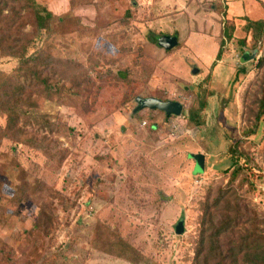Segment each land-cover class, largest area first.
<instances>
[{"label": "rangeland", "instance_id": "374dc122", "mask_svg": "<svg viewBox=\"0 0 264 264\" xmlns=\"http://www.w3.org/2000/svg\"><path fill=\"white\" fill-rule=\"evenodd\" d=\"M36 1L66 17L51 34L38 36L25 0H4L0 13V89L10 76L18 86L23 49L46 81L33 78L25 94L22 137L3 139L0 112V264H197L206 209L230 184L225 155L238 141L255 163V191L242 178L233 187L264 214V117L245 134L264 98V35L248 29L264 21V0ZM163 36L179 46L159 47ZM139 97L183 113L135 114ZM116 235L122 257L102 250L118 246L107 242ZM238 238H221L222 250Z\"/></svg>", "mask_w": 264, "mask_h": 264}, {"label": "trees", "instance_id": "16d2710c", "mask_svg": "<svg viewBox=\"0 0 264 264\" xmlns=\"http://www.w3.org/2000/svg\"><path fill=\"white\" fill-rule=\"evenodd\" d=\"M27 7L23 8L24 12L34 13L35 21L38 26V36L51 34L58 25L66 21V17L55 16L43 3L36 0H25ZM6 4L4 0H0L1 6ZM248 29L252 30L256 39H260L264 35V21H249ZM225 45V40H222L221 49L217 55V61L222 57V48ZM3 47L0 45V50ZM22 53L16 52L15 58L19 62L17 72H22L19 76L17 87H11L13 76L3 78V89H0V97L3 90V100L0 103V112L7 117V125L3 132V139L15 140L22 137L21 120L28 115L31 104L29 97L25 94L32 87L31 81L35 79L36 86L40 83H45L42 80L41 72L29 70L26 49ZM260 68L264 67V58L258 64ZM245 69L239 70L235 76L233 83L239 81L240 76L245 75ZM36 77V78H35ZM8 88V89H7ZM201 89V88H200ZM198 92V110L190 119L193 124L201 126V112L205 110L207 104L205 102L206 90L201 89ZM261 113L255 118V130L246 132V136L254 135L259 130L261 118L264 117V98L260 102ZM2 130V129H1ZM40 143L35 137L28 138L27 144L34 145ZM229 166L224 170V174H230V184L226 188H221L217 191L213 200V204L206 209V220L204 222L205 238L201 240V245L198 250L197 264H264V214H260L253 206L242 201V197L238 196L237 190L233 187L234 183L242 178L241 183L248 184L250 193L255 191L252 179L255 175V163L250 157L241 150V142L234 143L227 155ZM218 212V213H217ZM218 214V215H216ZM117 236V237H116ZM111 240L115 241L118 246L109 245L110 249L102 248V250L122 257L125 253V245L123 239L116 235ZM232 236L239 237L237 240H232L226 251L222 250L221 238ZM105 242V241H104ZM124 248H123V246ZM208 245V246H207ZM128 249L129 245L126 246ZM113 250V251H112Z\"/></svg>", "mask_w": 264, "mask_h": 264}, {"label": "water", "instance_id": "95a60500", "mask_svg": "<svg viewBox=\"0 0 264 264\" xmlns=\"http://www.w3.org/2000/svg\"><path fill=\"white\" fill-rule=\"evenodd\" d=\"M159 47L163 48L166 51H172L178 47L179 41L176 36H163L158 40ZM258 52H254L252 57H248L246 53L244 55V59H252L257 56ZM137 107L134 111L135 114L144 110L150 111H159L164 113L167 117H180L183 113V105L174 101H162L156 98H137L136 99ZM204 160V159H203ZM202 160V161H203ZM176 231L178 234H182L184 232V221L181 220L176 227Z\"/></svg>", "mask_w": 264, "mask_h": 264}, {"label": "crops", "instance_id": "0c3cea01", "mask_svg": "<svg viewBox=\"0 0 264 264\" xmlns=\"http://www.w3.org/2000/svg\"><path fill=\"white\" fill-rule=\"evenodd\" d=\"M179 41V40H178ZM179 46V45H178Z\"/></svg>", "mask_w": 264, "mask_h": 264}]
</instances>
